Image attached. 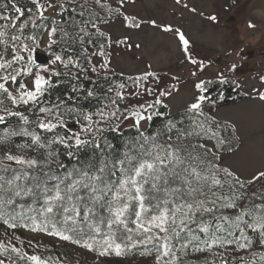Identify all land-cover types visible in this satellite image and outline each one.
Here are the masks:
<instances>
[{"label":"snow or ice","instance_id":"1","mask_svg":"<svg viewBox=\"0 0 264 264\" xmlns=\"http://www.w3.org/2000/svg\"><path fill=\"white\" fill-rule=\"evenodd\" d=\"M129 2L135 0H116L115 7L107 0H29V7L0 0V125L16 121L0 130V146L25 138L15 144L18 151L0 156V225L6 234L42 233L97 258L138 254L150 264H264V168L245 174L225 162L238 155L242 137L234 122L216 116L224 86L245 88L241 66L233 62L202 78L210 62L193 54L182 28L129 15ZM120 17L127 29L147 24L171 33L194 69L196 80L179 118L169 113L155 132L147 126L164 115L166 99L179 91V77L161 89V77L144 71L129 77L132 90L125 91V83L109 87L112 96L77 83L65 98L46 99L60 77L92 80L91 72L107 80L109 48L141 47L129 43V36L113 40L104 30ZM207 19L217 22L216 15ZM247 26L256 28L251 21ZM77 44L81 51L74 56ZM41 48L50 57L47 64L37 62ZM256 79L259 84L245 94L264 103V73ZM90 99L100 100L91 111L81 104ZM125 127L135 135L121 148L106 133L122 134ZM0 264L63 261L0 242Z\"/></svg>","mask_w":264,"mask_h":264},{"label":"rangeland","instance_id":"2","mask_svg":"<svg viewBox=\"0 0 264 264\" xmlns=\"http://www.w3.org/2000/svg\"><path fill=\"white\" fill-rule=\"evenodd\" d=\"M108 2L113 7L116 6V0H108ZM184 3L189 5L188 9L183 7ZM191 8H195L196 12L190 11ZM125 11L139 19H156L161 24L170 23L174 27H181L192 41L193 54L199 59L207 61L220 57L221 64L219 66L210 65L202 78H212L216 72L224 70L233 62L238 64L244 62L247 73L240 74V78L245 81V88L242 91L248 92L252 84H259L256 78L264 73V0H235V3L233 0H181L180 5H177L175 0H135V3L126 4ZM209 15H216L217 22L208 20ZM249 21L256 24L255 29L248 28ZM104 30L111 34L113 40L129 36V43L141 45L139 49L135 47L128 49L124 46L109 48L110 67L114 72L127 76H138L144 71H154L161 77L158 85L161 89L175 83L173 77L180 78L177 84L179 91L165 101L170 113L180 112L190 98L192 84L196 78L190 75L194 70L193 66L184 62L173 35L162 33L147 24L143 25L140 30L127 29L121 18L111 22ZM238 52L241 56H245V61L237 55ZM38 53L46 55L50 60L43 48L39 49ZM99 60V57L94 58L95 63ZM149 65L151 67H148ZM220 109L218 115L236 122H241V119L249 116L258 117V119L264 117V103L255 99ZM225 162L229 163L231 160H225ZM17 233L23 236V240L26 238L29 241L62 245L70 251V254L72 252L79 255L90 264H150V258L141 257L138 254L126 258L114 256L97 258L94 253H88L77 245L59 241L57 238L48 237L42 233H31L27 230H18ZM20 246L29 254L50 256L53 260L58 258L63 261V264H82L69 253L55 252L53 255H45L35 252V249L34 252L26 249L23 243Z\"/></svg>","mask_w":264,"mask_h":264},{"label":"trees","instance_id":"3","mask_svg":"<svg viewBox=\"0 0 264 264\" xmlns=\"http://www.w3.org/2000/svg\"><path fill=\"white\" fill-rule=\"evenodd\" d=\"M21 2L23 4L29 6V7L31 6L29 3V0H21ZM107 2H108V0H107ZM120 18L122 19V17H120ZM120 18H113L112 22L114 20L120 19ZM100 42H102V41H100ZM88 47H90L91 51H95V47H92V46H88ZM57 51H59V49H57ZM80 51H81L80 45L77 44V45H74V50L71 54L74 56L79 55ZM108 51H109V49H108ZM46 54L48 55L47 52H46ZM242 57H243V61H245L246 60L245 56H242ZM205 62L207 64L210 62V65L219 66V64H221V58L217 57L216 59H213V60H207V61L205 60ZM81 63L86 64V61L81 60ZM239 65L242 68V72L240 74L247 73V70L245 69L244 62L239 63ZM62 71H63V69H62ZM72 71L75 72L76 70L72 69ZM107 75H108V79L105 80V79H103L104 73H101V76L99 78H97L95 76V74L89 72L88 76H91L92 80L82 79L79 82L73 80L70 76L60 77V78H58L60 82L57 84V87L51 90L50 94L47 95L46 99L54 103L57 101V97L65 98L66 96L72 94V92H71L72 86L74 84H77V83H82L85 89L96 88L97 91L99 93H101V96H103L104 94H107L109 96L114 95V93H108V88L114 87L115 84H118V83H125L126 84L125 91L132 90L135 87L132 84V81L129 79V77H135V76H127V75L118 74V73L114 72L113 70H111L109 73H107ZM210 91H211V94L213 96H216V85L215 84L210 86ZM245 93L246 92H244L242 90L235 89L231 85L224 86V88H223L224 98L222 101L219 102L218 109L223 108V107L234 106V105H236L242 101L252 99L249 95H246ZM148 98H151V97H148ZM99 103H100V100H98V99H90L88 101L81 100V104L90 111L94 110L97 106H99ZM21 110L23 111L24 109H21ZM162 111L164 112L163 116L154 117V121L149 122V124H148V131L149 132H155L156 130L162 128L164 123H166L168 116H169V113H170L169 108L168 107L163 108ZM175 114H176L177 118H179V112H177ZM15 123H16L15 119H12V120H10L9 124H7V125H0V130H2L4 127H12L15 125ZM106 135L108 136V139L112 141V143H114L118 147L122 148L124 139L131 137V136H134L135 135V129L125 127L122 134L121 133H106ZM24 139L25 138H22V137H15V138H13V140L15 142L14 144L0 146V156H2L4 151L10 150L14 153L16 151H18L15 148V144H23ZM28 155L36 156L37 153L29 151ZM62 159L65 160V163H68V160L66 157H62ZM17 232H18V230H16V231L8 230V232L6 234L4 226L0 225V242H3V241L4 242H6V241L11 242V243L15 244L17 247H21L20 244L23 243L24 246H26L25 247L26 249H28L30 251L33 250V252L35 249V252H39V253H42L45 255L46 254H48V255L52 254L53 255V253H55V252H64L66 254L70 252L69 250L64 248V246H62V245L51 244V243L35 241V240L29 241V240H26V238H24V240H23V236ZM17 237H19V239H17ZM70 255L72 257L74 256L82 264H90L89 262H86L83 258H81L79 255L73 254L72 252Z\"/></svg>","mask_w":264,"mask_h":264},{"label":"crops","instance_id":"4","mask_svg":"<svg viewBox=\"0 0 264 264\" xmlns=\"http://www.w3.org/2000/svg\"><path fill=\"white\" fill-rule=\"evenodd\" d=\"M218 112L219 109L216 112L217 119L234 122L242 137V146L238 155L226 156L225 160H231L229 163L245 174L258 168H264V117L258 119V117L249 116L241 119V122H236L222 118Z\"/></svg>","mask_w":264,"mask_h":264},{"label":"water","instance_id":"5","mask_svg":"<svg viewBox=\"0 0 264 264\" xmlns=\"http://www.w3.org/2000/svg\"><path fill=\"white\" fill-rule=\"evenodd\" d=\"M38 55L40 57V59L37 61L38 63H40V64H47L48 63L49 59L46 55L39 54V53H38Z\"/></svg>","mask_w":264,"mask_h":264}]
</instances>
